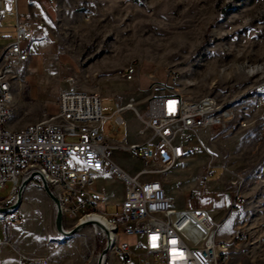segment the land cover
I'll return each instance as SVG.
<instances>
[{
	"label": "rangeland",
	"instance_id": "rangeland-1",
	"mask_svg": "<svg viewBox=\"0 0 264 264\" xmlns=\"http://www.w3.org/2000/svg\"><path fill=\"white\" fill-rule=\"evenodd\" d=\"M58 2L62 6L63 37L74 43L81 78H87L84 84L92 91L100 89L105 117L114 113L117 96L124 97L134 91L137 95L136 89L149 87L145 79L150 70L157 71L159 80L169 87H172L171 80L163 77L164 72L177 73V91L188 99L214 96L221 103L236 99L234 106L238 115L228 132L214 134L211 130H204L198 135L210 152L212 162L202 151L180 161L169 173L148 176L144 180H160L177 210L209 209L222 203V198L198 197L192 204L190 195L199 191L204 172L212 163L217 167L216 174L207 179L206 186L211 190L215 183H221L220 191L226 199L223 209H227L233 199L232 176L236 173L243 175L245 208L234 227L240 222L249 238L247 243L231 250L229 264H264V119H260L264 110L256 107L261 95L248 93L264 80V0ZM90 13L91 17L87 18ZM0 16L5 26L0 30L3 39L9 32L7 24L11 22V16L4 10H0ZM127 62L128 66L137 63L141 67L143 78L141 83L137 79L133 82L135 89L114 75L117 68ZM20 106L15 93L14 113L11 124H8L13 125L11 129L19 130L23 124ZM55 108L57 113L58 107ZM243 121L249 123L247 128H241ZM116 124L115 120L106 123L108 136V130L117 128ZM109 158L131 175L150 167L148 162L122 151H110ZM96 186L106 188L109 202L124 195L123 182L114 177L101 176L96 179ZM7 195L0 192V197L6 198ZM24 204V201L19 204L21 221L14 220L6 225L0 220L3 241L0 264H28L29 258L38 257L46 258L49 264H75L67 262L70 259L67 255L60 253L59 259L55 254L76 241L83 244L81 264L99 263L105 249L104 242L100 236L94 235L91 226L68 237L57 229L55 210L48 213L36 197L29 209L24 208ZM107 210L109 213L117 211L115 207ZM233 220L230 219L225 229H231ZM75 224L76 221L63 216V230L71 231ZM123 239L133 247L139 240L135 237ZM115 259L109 256L104 264H120V260Z\"/></svg>",
	"mask_w": 264,
	"mask_h": 264
},
{
	"label": "built area",
	"instance_id": "built-area-1",
	"mask_svg": "<svg viewBox=\"0 0 264 264\" xmlns=\"http://www.w3.org/2000/svg\"><path fill=\"white\" fill-rule=\"evenodd\" d=\"M18 1L0 0V10L14 13L15 37L0 51V220L6 225L21 221L16 206L22 187L27 184L43 189L44 180L52 195L59 201L63 216L76 221L74 228L88 221L95 236H100L111 255L120 264H229L231 250L248 242V233L240 222L234 227L231 239L219 241L218 232L235 211L244 210L243 189L245 179L236 173L230 185L234 188L231 205L227 209L177 210L160 180H144L153 175H165L177 163L204 152L212 156L198 135L211 130L214 134L228 132L237 119L236 99L221 103L214 96L192 100L177 91L179 75L168 71L172 87L152 79L148 92L147 109L138 111L135 102L116 104L112 118L123 124V113L133 111L143 122L139 135L145 137L140 144L123 145L109 141L103 134L108 118L102 113L101 96L96 91H83L74 78H68V89L59 94L58 112L45 120L15 130L12 121L15 83L22 65L29 59L23 43L35 39V25L22 22ZM36 0H29L32 4ZM52 1V0H48ZM91 17V13L87 18ZM40 21V20H39ZM0 19V30L3 29ZM43 31L46 24L40 21ZM141 67L132 63L115 72L123 81L132 82L140 75ZM248 93L261 95L257 106L264 110V80ZM264 119V113L260 115ZM241 128L249 123L241 122ZM110 151H122L150 167L131 175L112 163ZM217 167L210 163L205 170L203 184L216 174ZM101 176L121 180L125 187L122 202L109 203L105 187L96 186ZM26 186V187H27ZM209 192L204 186L190 195V202L204 198ZM115 207V213L108 208ZM55 212L57 207L54 204ZM15 218V219H14ZM131 237L139 240L133 247ZM175 241V243H173ZM3 241L0 238V253ZM28 264H49L44 257L29 258Z\"/></svg>",
	"mask_w": 264,
	"mask_h": 264
},
{
	"label": "crops",
	"instance_id": "crops-1",
	"mask_svg": "<svg viewBox=\"0 0 264 264\" xmlns=\"http://www.w3.org/2000/svg\"><path fill=\"white\" fill-rule=\"evenodd\" d=\"M6 2L8 9H12L11 0H6ZM61 8L62 6L58 0H36L32 4H30L29 0L18 1V13L24 17L22 22L33 23L36 28L35 39L32 42H25L22 45L24 50L29 51V59L22 65L19 71V78L15 83V93L19 98L21 105L19 114L22 115L23 118V124L19 129H22L30 124V122L26 121V119H31L32 121H35L34 123H36V121H43L47 116L55 114V107L57 106L60 92L68 89V84L66 83L68 78H74L76 85L80 90L92 91L86 84H84L87 78L85 80L81 78V70L79 69L77 57L78 54L74 50V43H69V41L66 39L67 37H63V33L61 31ZM5 13L11 16V22L7 24V27H9V32L5 35V37H3V39L0 38V50L5 45L12 42L15 37L16 22L14 13ZM0 19H2L1 16ZM39 20L46 24V27L43 31L38 27L40 22ZM3 28H5V26ZM2 40L4 44L1 45ZM127 66L128 62L120 68H117L116 71L124 69ZM86 77L88 76L86 75ZM163 77L168 78L165 72ZM142 78L143 77L140 72V75H137L135 79L132 82H128V84L132 86L133 82H136V79L139 81V83H141ZM151 78L159 80L157 71H148V75L145 79V82L148 85L151 82ZM132 88L135 89L133 86ZM148 88L144 90L136 89L138 93L137 95L134 91L128 95H125L124 97L117 96L114 104V111H116L117 103L124 106L129 102H135L137 108L139 109L138 111L144 113L147 109L148 100L150 99L149 97L152 96V93L148 92ZM97 93L100 94V89ZM114 113L112 116L106 118L109 120H115L112 118ZM122 117V125H118L116 122L118 127L113 130H108L110 132V136H108L105 130V125L109 120L105 122L103 126V134L105 137L111 142L123 145L142 143L145 137H141L139 132L143 128V122L133 111H125ZM9 126L10 128L13 127V125ZM113 138L116 140H113ZM203 181L200 184V189L204 186V188L209 192L208 196H218L222 198V203L220 202L216 206L209 209H223L226 204V199L222 196L220 191L221 183H215L211 190H208V187L206 186L208 183L206 182L204 185ZM44 196H48L46 195L44 189L35 187L34 185H28L21 194L20 204L22 205V201H24V208L29 209L28 207H30L33 198L36 197L41 201L42 207L46 208L48 213L51 211V209L55 210L54 203L50 197L48 196L46 198ZM124 197L125 192L121 199L109 203L122 202ZM234 213H237V217L233 222L231 229H225L227 223L230 221L229 219L228 222L218 232L217 239L219 241H226L232 238L234 233L233 227L240 219V214H242L240 211H235ZM60 253L65 254L68 256V258H70L67 262L73 261L75 264H81L80 260L84 255L83 244L81 241H76L62 247V249L56 252V258L61 259L59 256ZM111 257L116 260L115 258L117 256L111 254L110 258Z\"/></svg>",
	"mask_w": 264,
	"mask_h": 264
},
{
	"label": "water",
	"instance_id": "water-1",
	"mask_svg": "<svg viewBox=\"0 0 264 264\" xmlns=\"http://www.w3.org/2000/svg\"><path fill=\"white\" fill-rule=\"evenodd\" d=\"M43 181V189L45 191V193L50 197V199L53 201V203L56 205L57 207V229L65 236H68V237H72V236H75L77 234L78 231H80L82 228L84 227H87V226H91L93 223L91 222H86V223H83L81 225H78L76 226L73 230L71 231H65L63 230V227H62V222H63V215L61 213V210H60V206H59V201L52 195L50 189L48 188L46 182L44 180ZM27 184H25L22 189H21V192L19 193L18 195V200H17V204L16 206H19L20 202H21V194L22 192L24 191V189L26 188ZM108 254V249L105 248L104 251H103V254L101 255L100 257V260L98 264H101L100 262H102L103 259H105V256Z\"/></svg>",
	"mask_w": 264,
	"mask_h": 264
},
{
	"label": "bare ground",
	"instance_id": "bare-ground-1",
	"mask_svg": "<svg viewBox=\"0 0 264 264\" xmlns=\"http://www.w3.org/2000/svg\"><path fill=\"white\" fill-rule=\"evenodd\" d=\"M88 222H91L93 224H96V225H99V223L96 221V220H93V221H88ZM101 261V260H99ZM101 264H104L105 263V259L102 260V262H100Z\"/></svg>",
	"mask_w": 264,
	"mask_h": 264
},
{
	"label": "trees",
	"instance_id": "trees-1",
	"mask_svg": "<svg viewBox=\"0 0 264 264\" xmlns=\"http://www.w3.org/2000/svg\"><path fill=\"white\" fill-rule=\"evenodd\" d=\"M236 217H237V213H233L230 219H234L233 221H235Z\"/></svg>",
	"mask_w": 264,
	"mask_h": 264
},
{
	"label": "snow or ice",
	"instance_id": "snow-or-ice-1",
	"mask_svg": "<svg viewBox=\"0 0 264 264\" xmlns=\"http://www.w3.org/2000/svg\"><path fill=\"white\" fill-rule=\"evenodd\" d=\"M173 243H175V241H173Z\"/></svg>",
	"mask_w": 264,
	"mask_h": 264
}]
</instances>
